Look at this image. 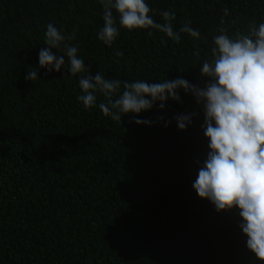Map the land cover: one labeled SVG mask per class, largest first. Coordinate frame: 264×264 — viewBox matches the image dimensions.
Wrapping results in <instances>:
<instances>
[{"label": "trees", "instance_id": "1", "mask_svg": "<svg viewBox=\"0 0 264 264\" xmlns=\"http://www.w3.org/2000/svg\"><path fill=\"white\" fill-rule=\"evenodd\" d=\"M145 2L157 23L174 11V32L190 21L199 38L121 29L113 11L118 35L109 46L98 39L101 0H0V264H261L246 247L239 210L217 213L193 190L209 151L194 97L178 90L180 102L121 122L99 110L100 94L85 110L77 100L85 74L68 76L65 45L78 48L92 75L204 87L200 67L212 59L214 37L264 23V0ZM49 23L65 36L75 30L53 50L65 56L59 72L39 66ZM30 68L37 80L26 81ZM191 113L178 131L173 118Z\"/></svg>", "mask_w": 264, "mask_h": 264}, {"label": "clouds", "instance_id": "2", "mask_svg": "<svg viewBox=\"0 0 264 264\" xmlns=\"http://www.w3.org/2000/svg\"><path fill=\"white\" fill-rule=\"evenodd\" d=\"M101 4L103 27L98 39L105 45L111 46L118 35L113 11L119 17L121 29H156L175 42L180 41L181 33L192 38L200 36L199 31L190 26V21L174 32V11L162 12L164 22L157 23L145 0H101ZM219 31L221 34L213 41L212 59L205 60L200 67L201 76L209 80L204 87L192 85L182 78L129 83L107 79L99 72L92 75L84 60L77 56L78 48L65 45L68 76L85 74L79 80L82 94L77 97L85 110L95 106L97 94H100L104 100L100 102L99 110L105 117L118 122L124 115L136 116L157 104L163 110L168 100L180 102L178 90L193 96L196 104L202 106V129L209 141L207 158L198 170L193 190L200 199L208 200L217 213L234 207L239 210L242 221L239 227L247 237L246 247L264 264V23L258 27L253 25L246 34L236 33L234 37L226 34V28ZM74 38L75 30L65 36L49 23L45 32L46 46L39 52L40 68L46 72H59L65 65V56L54 55L53 50L62 41ZM115 55L120 57L123 53L117 50ZM37 77L38 72L32 69L25 79L34 81ZM121 87L122 94L117 96ZM194 115L175 116L177 130H186ZM159 121H164V127L171 123L163 116L157 117ZM133 122L136 125L153 124L152 120L139 118Z\"/></svg>", "mask_w": 264, "mask_h": 264}]
</instances>
